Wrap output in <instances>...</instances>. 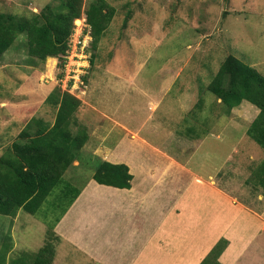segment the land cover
I'll list each match as a JSON object with an SVG mask.
<instances>
[{
	"label": "rangeland",
	"instance_id": "1",
	"mask_svg": "<svg viewBox=\"0 0 264 264\" xmlns=\"http://www.w3.org/2000/svg\"><path fill=\"white\" fill-rule=\"evenodd\" d=\"M107 2L117 8L116 15L96 48H93V36L88 35L91 27L86 23V12L83 11L81 16L84 19V26L82 21L80 23L74 21L75 29L73 28L74 31L68 41L69 49L64 56L66 59L64 68L63 57L53 61L50 60L54 57H50L43 62L29 57L24 36L16 42L13 49L0 58V145H12L33 118L54 122L56 109L47 104L46 100L55 88H60L81 101L77 110L79 113L88 105L84 102L88 100L89 88L94 82L103 85V76H108L112 80L108 82L109 87L116 94L122 90L119 87V78L127 81L134 78V82L139 80L151 91H157L165 85L170 87V82L167 81L176 80L166 96V102L158 110L157 107L153 109L158 112L152 113L148 110L150 107L145 109L147 111L145 113H152L155 122L159 123L156 132L160 136L170 135L165 141L167 145H175L176 141L182 145H200L202 142L197 140L208 136L210 144L224 145L223 141L226 140L225 145L260 147L245 135L259 116L260 112L254 111L255 109L260 111L259 108L248 101H243L226 113L222 100H217V97L208 90V86L229 55L252 65L264 75V0H107ZM48 4L59 6L60 0H0V13L30 15L41 12ZM128 11H131L132 15L125 22ZM110 56H113V59L108 61ZM104 67H108L107 70L111 73L108 74ZM181 88L184 89L182 93ZM198 88L201 95L195 98ZM185 89L192 91L189 93ZM134 90L135 88L132 91ZM110 96L108 93L103 95L98 91L96 95V101L100 102L98 106L106 110L109 107L113 109L114 105L120 106L118 98L131 99L126 107L141 106L142 94L136 95V91L129 94L127 90L126 95ZM156 98L161 99L163 96L158 95ZM200 100L202 107L195 111L194 106ZM123 109L124 106L121 110L125 113L126 110ZM83 112L91 114L90 117L94 115L91 108ZM165 113L170 114L171 121H168L170 126L162 119ZM83 122L79 121L75 114L72 129L76 132L83 128L82 131L89 135V129ZM86 122L91 124V119ZM219 136L223 140L217 139ZM178 138L180 140H177ZM193 138L196 141H188ZM262 154L264 155L263 151ZM234 156L238 159L241 154ZM93 167L95 173L97 165L84 163L79 169L71 165L65 173L63 185L68 181L73 187L83 189L87 183L83 180L91 176ZM230 167L226 163L223 170L227 172ZM208 168L209 166L206 167ZM256 168L255 166L252 170L246 167L243 170L235 169L237 172L232 170L231 175L233 180L219 177L214 181L218 188L237 196L235 200L239 203L255 207L258 212H264V188L253 181V170ZM201 170H204L203 167ZM67 202L68 199L61 194L57 197L54 192L43 203L39 214L30 216L22 212L20 223L31 222L37 225L34 231L20 234L21 243H24L22 248L25 251L36 254L40 246L50 239L47 234L44 241V233L41 234L40 229L46 228L39 222V216H47L50 221H54L62 214ZM10 230V218L4 220L1 216L0 264H5ZM12 244L13 242L11 246ZM27 258L30 262L32 260L33 264L35 257L27 254Z\"/></svg>",
	"mask_w": 264,
	"mask_h": 264
},
{
	"label": "crops",
	"instance_id": "2",
	"mask_svg": "<svg viewBox=\"0 0 264 264\" xmlns=\"http://www.w3.org/2000/svg\"><path fill=\"white\" fill-rule=\"evenodd\" d=\"M104 69L111 73L108 67ZM129 80L119 78L122 90L117 94L126 95L127 90L129 94L141 93L137 108L126 107L131 100L127 98H118L120 106L113 109L98 106V91L110 97L117 95L109 87L112 80L108 76H103V85L94 82L89 88L85 109L91 108L94 115L90 117L83 109L76 117L85 122L90 136L72 167L79 169L84 163L99 167L103 162L127 165L133 176L131 188L99 184L93 178V167V175L83 180L87 183L77 199L55 218L52 227L39 216L46 228L38 227L44 241L50 230L58 237L52 264H202L223 240L228 243L224 251L204 264H264V212L239 203L237 196L218 188L214 181L219 177L233 180L235 169L259 166L264 160L263 150L257 145H225L226 140L224 145L210 144L208 136L197 140L200 145L178 141L167 145L170 135L156 132L159 123L152 113L166 102L176 80L167 81L170 87L161 86L157 91L145 88L139 80L134 82V78ZM158 95L163 98L157 99ZM200 95L198 88L195 98ZM146 108L152 113H145ZM165 114L162 119L170 126V114ZM84 118L91 119V124ZM6 146L0 145V156ZM240 154L236 159L234 155ZM225 162L231 166L227 172L223 170ZM22 212L20 209L12 217L0 215L4 220L10 218L11 223L5 264H32L26 256L34 254L22 248L20 234L34 231L37 225L20 223Z\"/></svg>",
	"mask_w": 264,
	"mask_h": 264
},
{
	"label": "trees",
	"instance_id": "3",
	"mask_svg": "<svg viewBox=\"0 0 264 264\" xmlns=\"http://www.w3.org/2000/svg\"><path fill=\"white\" fill-rule=\"evenodd\" d=\"M86 1L60 0L59 6L48 4L41 12L30 15L0 13V58L13 49L16 42L24 36L29 57L42 62L50 57H54L50 61L63 57L64 68V56L69 49L68 41L74 30V21L83 19V11L86 12V23L91 27L93 48H96L109 29L117 8L107 0ZM131 15V11H128L124 21L127 22ZM93 63L94 59L91 60V64ZM208 90L217 100H222L226 113L243 101H248L260 109L259 116L247 131V136L262 147L264 152V75L252 65L229 55L222 62ZM46 102L56 109L54 122L33 118L17 140L6 146L0 156L2 216H16L20 209L35 215L54 192L57 197L61 194L68 199L67 206L63 207L65 213L80 194V189L73 187L68 181L65 185L63 183L67 169L77 159L89 139V135L82 131L83 128L76 132L72 129L81 101L72 94L55 88ZM198 107H202V100L195 104L194 110ZM253 175L254 183L264 188V160L253 170ZM93 178L99 184L122 189L130 188L133 180L127 165L110 162L101 163ZM42 220L52 227L56 219L50 221L47 216H42ZM48 232L50 239L33 255V264L53 263L54 240L58 237L51 230ZM227 244L225 240L221 241L208 256V260L209 257L216 259Z\"/></svg>",
	"mask_w": 264,
	"mask_h": 264
},
{
	"label": "bare ground",
	"instance_id": "4",
	"mask_svg": "<svg viewBox=\"0 0 264 264\" xmlns=\"http://www.w3.org/2000/svg\"><path fill=\"white\" fill-rule=\"evenodd\" d=\"M77 21H78L79 23L82 21V22H83V25H82V26H84V19H79V20H77ZM79 23H78V24H79ZM91 32H92V31H91ZM91 32L88 34L89 36H91V35H92V33H91ZM92 36H93V35H92Z\"/></svg>",
	"mask_w": 264,
	"mask_h": 264
},
{
	"label": "clouds",
	"instance_id": "5",
	"mask_svg": "<svg viewBox=\"0 0 264 264\" xmlns=\"http://www.w3.org/2000/svg\"><path fill=\"white\" fill-rule=\"evenodd\" d=\"M74 29H75V27H74ZM74 31V30H73Z\"/></svg>",
	"mask_w": 264,
	"mask_h": 264
}]
</instances>
